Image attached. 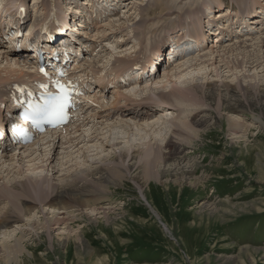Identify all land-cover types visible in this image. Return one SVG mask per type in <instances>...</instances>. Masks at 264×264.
Returning a JSON list of instances; mask_svg holds the SVG:
<instances>
[{
	"label": "bare ground",
	"instance_id": "bare-ground-1",
	"mask_svg": "<svg viewBox=\"0 0 264 264\" xmlns=\"http://www.w3.org/2000/svg\"><path fill=\"white\" fill-rule=\"evenodd\" d=\"M9 1L5 3L6 6L12 4L15 6V3H17V0ZM29 1L31 2V0ZM82 1L84 0H78L77 2L82 3ZM126 1L124 0V2ZM167 1L155 0L153 8L165 5L161 11L166 12L173 6L167 4ZM174 1L176 2V0ZM178 1L185 3V0ZM186 1L192 2V0ZM198 1L196 0V2ZM36 2L37 0L31 2L33 9L28 3L31 10H34V5L39 3ZM217 2L219 5L216 8L210 5L203 6L204 13L202 14L204 16L198 14V17H195L198 12V9H195L184 15H179L177 18L191 17L186 23L191 22L192 25L196 26L194 27L197 34L195 41L204 37V35L200 36L199 33H204L206 27L213 26V23L216 24L214 32L213 28L206 29L209 34L208 44L201 50H194V48L187 52L184 51L191 48V42L184 39L185 37H180L175 43L172 42L170 32L175 31L177 27L175 22L172 29H164L163 25L156 28L154 27L155 24L144 27L145 22L143 23L142 19H145L147 15H153L155 12L148 7L142 8L146 5L143 4V0H131L126 9L121 7V11L117 15L108 18L112 21L107 25L110 34L112 37L116 35V42L119 38L124 42L122 46H119L122 42H111L110 46L107 44L112 53H116L119 57L115 59L113 65L122 70L121 73H114L113 79L119 81L123 73L132 72V69L137 65L141 66L142 69L140 71L135 69V73H130L126 76L125 81H119L118 84L108 79L104 80V77H101L98 81L99 72L91 70L92 73L95 72L91 76L95 85L98 82H104L98 93H102L103 98L110 102L108 107L107 105L97 106L95 103L97 101L92 99L93 107H87V114L82 116L77 125L78 128L75 125L74 128L64 129L61 134L54 132L39 136L38 138L42 140L34 141L29 145L13 146V144H10L13 149L7 145L8 136L5 137V141L0 143L6 147L0 150V252L4 251V254L11 255L13 257L12 261L17 262L25 250L23 246L25 237L33 234L36 230L51 232L60 226L65 227L69 225L67 224L69 218H73L72 215L80 213V211L100 215L107 221L109 210H111L110 206L89 208L88 205L83 204L82 197L110 194V197L113 198L112 193L107 189L125 186V180H133L134 185H138L137 189L139 191L144 189L148 193L151 189L158 190L157 187L166 186L165 188H167L168 184L158 182V177L162 176L163 173L166 175V179L173 178L177 186L184 180L189 181V185H193V187L205 182L201 174L196 175L197 169L202 167V160L198 161L193 156V151L187 153L183 151L186 147L189 149L196 138L208 136L209 133L212 134L211 130H215L214 127L208 128L209 119L212 115V103L214 101L220 102L216 107L220 112L222 109L224 111L228 110L227 113L231 110H238V107L241 106L238 105L240 99L237 96L233 98L232 93L235 94L236 88H242V94L246 97L250 90L248 86L252 84L257 95L264 97V84H262L264 79L259 84V81H256V76L248 79L249 77L241 75L242 77L239 79L236 77V73L233 74L234 72L240 74L244 71L246 73L264 72V20H261L264 18V0H258V7H252L251 10H253L254 15L249 16L251 14L249 12L246 16L251 23L244 26V28L249 29L244 31L242 36H238L239 32H234V25L239 22L241 16L237 12L233 13V6L231 4L227 5L226 0H217ZM74 3L75 0H66L62 4L63 6L57 9L54 18L63 14V11H61L63 8L72 13V10H76L77 6ZM172 3L174 4V2ZM261 3H263V6ZM40 4V7L38 10H34V13L45 10L51 5V1L42 0ZM50 10L52 12V7H50ZM256 13H263L262 18L256 19ZM2 14L5 15V12L0 9V17L4 18ZM79 15L83 18L82 14ZM211 17L214 20L212 23L209 21ZM229 17L231 20H229ZM136 18H138L136 22L130 24ZM201 18L206 19V26L204 22L198 20H201ZM225 18L226 29L231 30V32L225 30L228 39L221 37L222 31H224L221 21ZM38 20H34L33 26H41L46 22V17L43 20L38 18ZM216 20L218 21L215 22ZM0 21L3 20L0 19ZM56 21L57 24L53 26L51 23L47 28L58 27L59 20ZM158 23H160L159 19ZM63 24L62 21L59 27L61 28ZM82 24H84L82 19H72L69 28L75 41L84 42L87 51L91 52L92 46L95 45L93 44L94 38L87 41L92 42L88 45L87 42L81 41L83 40L81 37L77 36L78 26L81 27ZM180 27L181 35L188 32L186 26ZM139 28L140 32H134ZM91 29L93 30V27ZM124 31L126 32L124 34L128 35L126 39L130 43L124 41L125 37H117ZM104 32H102L103 35ZM156 33L169 35L171 53L174 56H167L169 48L162 50L168 40L163 41L160 45L158 44L159 39L157 41L155 37L149 38V34L155 35ZM228 33H231V35ZM96 35H98V32H96ZM142 35L145 43L140 42ZM212 35H215L213 40L209 39ZM89 37L94 36L89 35ZM191 37L189 38L193 40V36ZM79 48L81 47L79 46ZM136 48H138V51L135 54L138 53V55H134L135 59L129 61L132 55L130 53L135 52L134 49ZM143 48L145 50V57L142 60L144 63L140 64L138 58ZM11 61L14 62L13 67ZM26 65L28 64L25 62L24 53L14 51L11 47L7 49L5 44L0 42V82L2 80L5 83L9 80L8 78L15 76L16 79L25 78L28 75L26 73L28 72L27 69L31 68L28 66L26 69ZM157 72H160V76L155 78L154 74ZM206 72H209V74L228 72L230 77H225V75L220 77L221 74H219L217 79H212L213 75L207 78ZM222 77H224L221 80L222 84H218ZM8 83L9 86L12 84L11 82ZM8 85H5V90L8 89ZM110 87L113 89H110ZM88 88L91 90L90 84H88ZM95 88L93 86L89 93L93 92ZM4 96H6L5 91L4 93L0 91V98L2 99ZM231 98L233 99L231 100ZM155 102L161 105L163 110L161 113L163 114H156L157 110L153 109ZM232 104L236 106L232 107ZM129 106L135 107L129 108ZM175 106L182 107V109L186 108L183 118H177L178 115L171 113L172 108ZM89 113L93 114L90 115ZM82 127H86V130L84 129L85 131L81 133L79 130ZM229 127L230 131L232 129L234 133H237L236 129L232 128L233 126ZM240 131H245L243 125ZM103 141L105 142L104 145L102 144ZM120 141H123L125 145L122 148H116L115 145L120 144ZM99 143L100 145H98ZM127 145L128 147L140 146L144 152L140 155L129 154L127 150L123 152ZM62 146H66L65 149ZM109 146L112 151L107 152ZM85 156L89 157L88 162L90 161L94 165L87 164ZM74 167L75 173H72L70 168ZM155 168L160 169L158 174L153 172ZM137 170L138 172L132 176ZM201 187H204V185ZM168 188L171 191L175 189L171 186ZM211 193L214 194L213 191ZM148 199L150 207L154 206L157 211L156 202L152 197ZM64 203L68 205L62 206ZM227 203L228 201H221L219 209L215 208V204L209 201H203L201 205L207 211H210L213 217H223L225 213H228L227 210H231V206H228V209L226 208ZM74 207H76L74 212L68 211ZM151 210H153L152 207ZM47 214L50 217H44L42 220L41 218ZM75 216H79V214ZM21 221H24L25 224L21 225L19 223ZM12 225H15L13 229L10 228ZM163 227L164 230H167L165 225ZM64 229H68V227ZM61 241V239H58V242ZM9 243L12 244L8 246Z\"/></svg>",
	"mask_w": 264,
	"mask_h": 264
},
{
	"label": "rangeland",
	"instance_id": "rangeland-1",
	"mask_svg": "<svg viewBox=\"0 0 264 264\" xmlns=\"http://www.w3.org/2000/svg\"><path fill=\"white\" fill-rule=\"evenodd\" d=\"M7 1L9 0H0V5ZM41 1L37 0L39 3L36 2L34 10H38ZM50 1V7L56 4L57 9H60L66 0ZM210 1L192 0L190 3L185 0V3L183 1L180 3L178 0L176 2L168 0L167 4L173 6L166 12H162L165 5L153 8L155 0H143V4L146 5L142 8L148 7L155 12L142 19L143 23L145 22L144 27L155 24L156 28L162 25L164 29L169 28L171 22L175 21L179 15L201 9L205 5L213 7L219 5L217 0ZM229 1L231 4L237 5L238 3L239 9L240 2L251 7L258 0L255 3L252 0H228L227 3H230ZM27 2L33 9L31 4L33 0L31 2L27 0ZM128 4L127 0L123 3L122 9H126ZM34 10H32L33 13ZM45 12L43 10L37 14L42 17V14L46 15ZM137 19L130 24L136 22ZM224 21L226 19L222 21L225 24ZM134 32H140V28ZM78 33L77 36L81 37V32ZM124 33L126 34L124 31L117 37H125L124 41L130 43L126 39L128 35ZM161 35L159 33L149 34V38L159 39ZM212 36L215 37V35ZM81 39L87 41L86 37H81ZM114 39L117 40L116 37ZM120 42H122L121 38L115 43ZM140 42L145 43L143 35ZM162 42L163 40L159 39L158 44L161 45ZM83 43L80 45L85 46ZM123 44L124 42L119 46ZM134 50L135 52L130 53L131 56L138 55V53L135 54L138 48ZM144 53L143 48L141 51L143 57H140L142 60L145 57ZM11 63L13 67L14 62L11 61ZM235 73L239 79L241 75L249 77L248 79L256 76L259 84L264 79V72L246 73L244 71L243 74L237 72L233 74ZM159 74L160 72L155 73L154 77L160 76ZM206 74L207 78L213 75L212 79H217L219 74H221L220 77L224 75L230 77L228 72L217 74L206 72ZM223 79L224 77L218 81V84H222ZM203 84L205 86V82ZM248 87L250 90L246 97L242 94V88H236L235 94L232 93L233 98L237 96L240 99L238 105L241 106H237L238 110H231L227 113L228 110L222 109L220 112L216 109L220 102L214 101L211 105L212 115L208 128L214 127L215 130H211L212 134L209 133L208 136L193 140V145L189 149L184 148V153L193 151V156L198 161L202 160L203 168H198L196 175L201 174L205 182L193 187L189 185V181L184 180L177 186L173 178L166 179L163 173L158 177V182L168 184L167 188L166 186L157 187L158 190L151 189L150 193L144 189L139 191L138 185H134L133 180L128 179L124 181L125 186L107 189L112 193L113 198L110 194L86 195L82 197V202L89 208L111 207L107 221L102 216L89 212L74 213L72 215L74 217L69 218L67 223L69 225L65 227L60 226L51 232L36 230L25 237L23 243L25 250L17 262L12 261L11 255L1 251L0 264H264V97L257 95L253 84ZM233 106L236 105L232 104ZM132 107L135 106H129V108ZM147 108L150 109L148 106ZM161 108V105L155 102L153 109L157 110L156 114H163ZM185 109L175 106L171 113L178 115L177 118H183ZM242 125L244 132L240 131ZM229 126H233L232 128H235L237 133H234L232 129L230 131ZM102 144L104 145L105 142L103 141ZM124 145L125 143L120 141V144H116L115 147L122 148ZM9 147L13 149L12 145ZM65 147L62 148L65 149ZM107 150V152L112 151L110 146ZM126 150L132 155H140L144 152L140 146L128 147L127 145L123 152ZM85 158H87V164L94 165L88 162L89 157L85 156ZM70 170L75 173V167ZM159 171L158 168L153 169L156 174ZM137 172L138 170L132 176ZM202 185L204 187H201ZM170 186L175 188L174 191L169 190ZM212 191L214 194L211 193ZM150 197L156 202L157 211L154 206H151L153 208L151 210L148 199ZM203 201L215 204L214 207L217 209L220 208L221 201H228L226 208L231 206V210H227L228 213H225L223 217H213L210 211L202 207ZM75 209L76 207L68 211L74 212ZM77 214L79 216H75ZM44 217H50V215L47 214L41 219L43 220ZM41 219L37 220L42 221ZM19 223L25 224L24 221ZM162 224L167 227V230H164ZM14 226L10 228L13 229ZM66 227L68 229H64ZM58 239L62 241L58 242Z\"/></svg>",
	"mask_w": 264,
	"mask_h": 264
},
{
	"label": "snow or ice",
	"instance_id": "snow-or-ice-1",
	"mask_svg": "<svg viewBox=\"0 0 264 264\" xmlns=\"http://www.w3.org/2000/svg\"><path fill=\"white\" fill-rule=\"evenodd\" d=\"M55 87L61 95L51 97L48 102L42 105L30 106L29 115L33 120L38 121L39 123H67L68 118L65 109L70 106L67 99V93L62 86L56 85Z\"/></svg>",
	"mask_w": 264,
	"mask_h": 264
}]
</instances>
